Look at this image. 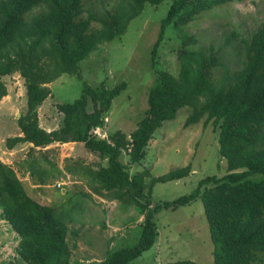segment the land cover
Segmentation results:
<instances>
[{
    "label": "trees",
    "instance_id": "trees-1",
    "mask_svg": "<svg viewBox=\"0 0 264 264\" xmlns=\"http://www.w3.org/2000/svg\"><path fill=\"white\" fill-rule=\"evenodd\" d=\"M0 0V102L8 95L4 78L18 74L25 88V112L18 118L19 135L4 141L7 150L31 145L15 167L0 160V220L17 236V254L24 264H70L67 226L53 207L27 195L18 174L38 185L66 174L80 175L94 194L133 206L143 216L138 241L113 249L99 262L85 264H134L156 243V211L177 210L200 201L213 249V264H264V21L242 39L237 65L227 68L221 49L202 45L196 35H181L176 52L178 73L155 71L147 95V108L134 131H116L107 139L92 130L103 126L104 115L127 85L99 89L84 84L73 102L58 103L62 115L57 129L39 125L38 109L52 96L49 84L63 75H79V63L99 45L124 34L145 4L164 0ZM235 0H171L151 50V67L169 26L179 28ZM242 1V0H238ZM96 25V26H94ZM238 38L232 32L227 44ZM221 69L223 70L221 72ZM190 107L184 127L202 122L216 133L218 152L225 161L222 176L201 178L194 190L171 201L152 202L156 184L179 181L193 172L187 165L151 177L149 169L131 173L141 164L154 132L178 112ZM81 144L87 154L105 165L63 168L35 151L52 144ZM256 176H260L256 179ZM165 264H199L178 260Z\"/></svg>",
    "mask_w": 264,
    "mask_h": 264
},
{
    "label": "rangeland",
    "instance_id": "rangeland-1",
    "mask_svg": "<svg viewBox=\"0 0 264 264\" xmlns=\"http://www.w3.org/2000/svg\"><path fill=\"white\" fill-rule=\"evenodd\" d=\"M103 1L107 5L117 0ZM170 4L171 0H164L157 6L145 4L142 13L130 22L124 34L99 45L79 63L81 79L63 75L49 84L52 96L38 109L39 125L46 129L58 128L62 115L57 112L56 105L78 99L84 84L97 90L101 83L111 89L125 82L126 90L113 100L104 115L103 119L107 122L100 134L103 139L116 131L129 135L147 108V95L155 83V71L166 70L174 75L178 73L176 52L182 34L196 35L202 45L211 44L221 49L224 65L234 69L241 40L248 39L264 21V0H235L188 26H169L152 68L151 50L159 33L160 22L166 16ZM88 8L100 11L101 6L94 0ZM234 31L238 33V38L227 44ZM3 80L8 95L0 102V160L15 167L17 162L25 158L30 147L22 144L7 150L4 141L19 135L17 120L25 112V88L18 74ZM190 112V107H184L173 120L164 122L154 132L141 164L130 170L133 173L149 169L151 177H157L192 161L193 172L188 177L154 186L151 197L153 204L189 194L205 176L219 177L225 173V161L218 152L217 134L208 128L203 130L202 122L184 127ZM40 152L61 169L80 166L97 169L105 165L97 157L87 154L81 144H58L47 150H36L35 155ZM19 177L27 195L41 205L53 207L55 216L67 226L70 264L102 261L113 249L130 247L138 241L143 216L133 206L112 200L104 194L100 195L101 199L92 196L90 188L79 174L50 179L46 185L28 182L21 175ZM154 215L158 229L157 241L134 264H165L186 259L199 264H213V246L199 200L173 211L161 209ZM0 264H24L17 254V236L1 220Z\"/></svg>",
    "mask_w": 264,
    "mask_h": 264
},
{
    "label": "crops",
    "instance_id": "crops-1",
    "mask_svg": "<svg viewBox=\"0 0 264 264\" xmlns=\"http://www.w3.org/2000/svg\"><path fill=\"white\" fill-rule=\"evenodd\" d=\"M39 122H40V119H39ZM40 124H41V122H40ZM43 129H45L46 131H52V129H54V128H50V129H46V128H43ZM57 129V128H56ZM68 144H71V143H68ZM59 145H61V144H59ZM63 145H65V144H63ZM27 146L28 147H31V145H28L27 144ZM53 146H58V143H55V144H52V145H50V146H48V147H46V148H43V150H47L48 148H50V147H53ZM37 150H40V149H37ZM2 161V160H1ZM3 162V161H2ZM4 163V162H3ZM19 175H21V176H24V180H27L28 182L29 181H31V180H29V178H28V176L27 175H22L21 173L20 174H18V176ZM67 175V177L69 176L68 174H66ZM21 180V179H20ZM34 182V181H33ZM34 183H36V182H34ZM89 193L92 195V196H96L97 198H102V196H100L99 194H94L91 190L89 191ZM34 200H36V199H34Z\"/></svg>",
    "mask_w": 264,
    "mask_h": 264
},
{
    "label": "built area",
    "instance_id": "built-area-1",
    "mask_svg": "<svg viewBox=\"0 0 264 264\" xmlns=\"http://www.w3.org/2000/svg\"><path fill=\"white\" fill-rule=\"evenodd\" d=\"M105 121H106V120L103 119V126L106 124ZM106 122H107V121H106ZM101 129H102V127H98V128H96V129H94L92 132H93V134H95L96 136L102 138V137H101V134H100V130H101Z\"/></svg>",
    "mask_w": 264,
    "mask_h": 264
}]
</instances>
